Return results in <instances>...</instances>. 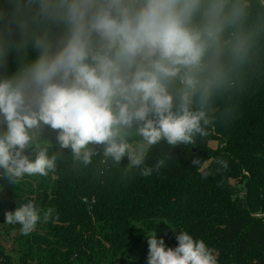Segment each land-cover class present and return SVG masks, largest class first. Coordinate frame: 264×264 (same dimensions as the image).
<instances>
[{"label":"clouds","instance_id":"clouds-1","mask_svg":"<svg viewBox=\"0 0 264 264\" xmlns=\"http://www.w3.org/2000/svg\"><path fill=\"white\" fill-rule=\"evenodd\" d=\"M0 70V181L47 176L64 149L83 166L127 158V173L150 176L264 73V0H0ZM162 142L169 151L148 166ZM41 218L31 200L5 213L24 235ZM147 237L148 264H218L186 231L175 248Z\"/></svg>","mask_w":264,"mask_h":264},{"label":"trees","instance_id":"trees-1","mask_svg":"<svg viewBox=\"0 0 264 264\" xmlns=\"http://www.w3.org/2000/svg\"><path fill=\"white\" fill-rule=\"evenodd\" d=\"M37 55L29 49L30 60ZM17 67L12 53L6 71ZM230 104L207 136L171 149L174 160L159 173H127V158L105 165L95 156L83 166L64 149L47 176H25L14 186L0 181V264H148L147 235L175 248L180 231L214 249L218 264H264V73ZM42 131L56 143L55 131ZM168 151L163 142L154 146L147 165ZM30 200L42 218L24 235L5 213ZM48 208L54 211L44 221Z\"/></svg>","mask_w":264,"mask_h":264},{"label":"rangeland","instance_id":"rangeland-1","mask_svg":"<svg viewBox=\"0 0 264 264\" xmlns=\"http://www.w3.org/2000/svg\"><path fill=\"white\" fill-rule=\"evenodd\" d=\"M210 145H211L212 147H214V148L216 147V143H215V142H212V141H211Z\"/></svg>","mask_w":264,"mask_h":264}]
</instances>
